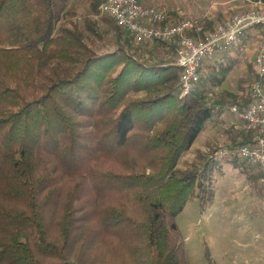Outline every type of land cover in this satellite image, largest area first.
<instances>
[{
  "label": "trees",
  "instance_id": "1",
  "mask_svg": "<svg viewBox=\"0 0 264 264\" xmlns=\"http://www.w3.org/2000/svg\"><path fill=\"white\" fill-rule=\"evenodd\" d=\"M67 2L0 0V264H185L176 217L205 209L209 166L177 164L227 103L201 80L179 97L181 70L107 19L117 48L97 54L59 26Z\"/></svg>",
  "mask_w": 264,
  "mask_h": 264
},
{
  "label": "rangeland",
  "instance_id": "2",
  "mask_svg": "<svg viewBox=\"0 0 264 264\" xmlns=\"http://www.w3.org/2000/svg\"><path fill=\"white\" fill-rule=\"evenodd\" d=\"M173 1L170 3L169 0H146V2L144 0V4L153 7H157L160 2L167 4L172 7L171 11L167 10V14L173 21L201 18L207 11V6L196 0ZM92 2L93 0H68L59 26L66 25L68 21H74L82 32L85 44L91 46L99 55L112 53L117 48L115 32L104 21L107 18L99 15V6L96 11L92 10ZM202 5H204L203 10L201 9ZM214 16L212 19L207 17L204 20L206 22L204 30L207 31L211 28L218 15ZM85 19L98 32L100 38L86 30L83 23ZM123 39L127 40V36L124 35ZM128 42L138 55L144 54L145 50L150 49L149 53L155 52L153 61L164 58V60L169 59L170 63L174 62L175 48L173 50L171 47H165L163 50L155 51L154 48L138 46L129 40ZM165 55L166 57H164ZM249 84H247V97ZM200 87L204 90L203 96L208 104L214 102V96L208 94L211 92L209 81L201 80ZM203 142V140H199L195 144L193 143L194 145L192 144L189 150L179 158L177 166L181 170L187 168L191 163H195L197 167H201L203 163H206L207 167L209 166L206 168L208 172L206 180H204L206 207L201 210L198 201L192 200L176 217V225L184 244L185 264H207L206 255L210 257V253L213 254L216 264H224L226 257H224L223 249L226 247L228 254L230 245L233 243L232 239L237 237L235 230L230 228L232 227L230 221L236 220L233 215H237L243 220L247 219L249 214H254L250 210L253 211L255 205H264V193L259 187V174L254 169L249 168L238 159H235L236 162H234L232 158L215 155L218 150L234 146H227V142H225L222 143L223 146L206 145L203 147ZM198 152L201 154L202 160L196 159ZM210 195L211 204H208ZM253 219L254 217L251 218V220Z\"/></svg>",
  "mask_w": 264,
  "mask_h": 264
},
{
  "label": "built area",
  "instance_id": "3",
  "mask_svg": "<svg viewBox=\"0 0 264 264\" xmlns=\"http://www.w3.org/2000/svg\"><path fill=\"white\" fill-rule=\"evenodd\" d=\"M98 13L125 32L135 45L153 48L157 43L175 47L172 63L181 70L177 82L179 97H187L200 80L204 61L238 48L250 31L258 34L253 59L256 78L249 84L248 103L236 111L237 129L249 134L245 144L218 150L215 155L238 159L259 174L264 193V3L242 1L236 12L204 30V18L173 21L166 11L144 4V0H103Z\"/></svg>",
  "mask_w": 264,
  "mask_h": 264
},
{
  "label": "crops",
  "instance_id": "4",
  "mask_svg": "<svg viewBox=\"0 0 264 264\" xmlns=\"http://www.w3.org/2000/svg\"><path fill=\"white\" fill-rule=\"evenodd\" d=\"M196 1L207 6V11L203 14L204 20L207 17L212 19L215 17L214 15H218L214 23L236 12L242 1H261L264 3V0ZM169 2L173 3L174 1L169 0ZM160 3H158V8L166 12L172 10V7L167 4ZM204 5L201 6L202 10ZM258 40L257 32L250 31L241 40L238 48L217 54L202 63L200 80L209 81L211 92L208 94L214 96V102L223 101L227 105L219 113L212 114L210 120L204 124L203 130L197 135L194 144L203 140V147L206 145L223 146L222 143L225 142H227V146H233L236 143H241L244 138L247 139V135L237 129L236 111L244 104V97L247 98V84L256 78L253 59L256 55ZM261 82L264 85V77ZM241 84H243V88H241ZM206 89L208 90V88ZM243 135H245L244 138ZM250 212L254 214H249L245 220L233 215L236 220L230 221L232 226L230 228L235 230L237 237L232 239L233 243L230 245L228 254L227 248L223 249L224 257H226L224 264H264V205H255V209L250 210ZM252 217H254L253 220H251ZM212 255L210 253V263L216 264Z\"/></svg>",
  "mask_w": 264,
  "mask_h": 264
}]
</instances>
